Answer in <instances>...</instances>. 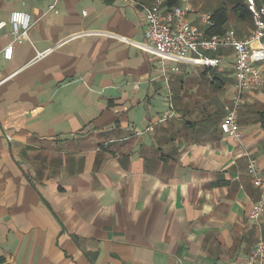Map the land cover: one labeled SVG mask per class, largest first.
Returning <instances> with one entry per match:
<instances>
[{"label":"crops","instance_id":"obj_1","mask_svg":"<svg viewBox=\"0 0 264 264\" xmlns=\"http://www.w3.org/2000/svg\"><path fill=\"white\" fill-rule=\"evenodd\" d=\"M13 12L32 17V43L8 61ZM1 23L2 262L245 264L264 239L249 173L253 159L264 177V62L235 140L220 129L234 50L210 54L215 68L167 59L165 75L137 46L149 43L145 12L123 0H0Z\"/></svg>","mask_w":264,"mask_h":264},{"label":"built area","instance_id":"obj_2","mask_svg":"<svg viewBox=\"0 0 264 264\" xmlns=\"http://www.w3.org/2000/svg\"><path fill=\"white\" fill-rule=\"evenodd\" d=\"M127 5L137 7L145 12V21L148 27L147 38L149 43L139 46L142 50L158 57L163 64V71L168 75L165 61L175 59L185 62L189 56H194L206 67H218L220 60L210 57L225 49L234 50V96L225 108V117L220 125L223 134L238 140L240 127L238 115L244 102L245 94L258 89L262 84L261 71L255 66L264 62V6L256 0H245L249 9L254 28L244 40L237 37L232 28H224L222 34L209 36L207 31L193 26L189 18L196 16L200 24L207 29L215 27L211 14L195 10L191 6L192 0H183L182 6L168 8L169 0H152L146 6L140 0H123ZM0 24V31L6 27ZM9 25L12 28L10 44L3 50L5 60L13 58L15 45L31 44L30 31L32 17L24 12H13L10 15ZM107 35V33H95ZM255 45L256 48H252ZM177 72L178 69H172ZM165 120H161L163 122ZM249 173L254 187L260 192V201L253 205L250 218L260 229L264 216V177L261 175L255 160L249 162ZM261 231V230H260ZM245 264H264V239L260 236L256 249L251 253Z\"/></svg>","mask_w":264,"mask_h":264},{"label":"trees","instance_id":"obj_3","mask_svg":"<svg viewBox=\"0 0 264 264\" xmlns=\"http://www.w3.org/2000/svg\"><path fill=\"white\" fill-rule=\"evenodd\" d=\"M170 1V0H169ZM233 4L231 12L225 7L221 6L217 9H215L214 12H212V19L215 23V27L208 30V35H220L222 34V30L225 26L229 24L230 20V14L232 13L239 24H245L252 22V16L249 11V9L246 7L245 2H241V0H230ZM170 6H173L175 3V0L169 2ZM0 264H5L0 260Z\"/></svg>","mask_w":264,"mask_h":264},{"label":"rangeland","instance_id":"obj_4","mask_svg":"<svg viewBox=\"0 0 264 264\" xmlns=\"http://www.w3.org/2000/svg\"><path fill=\"white\" fill-rule=\"evenodd\" d=\"M241 2H245V0H241ZM257 4L260 6H264V0H256ZM195 6L198 7L202 12L206 14H211L215 11V9L225 6L230 12L232 9V2L230 0H194ZM253 23H245L243 24V27L251 26ZM239 22L237 21L236 17L231 13L230 14V20L228 27L237 30L239 26Z\"/></svg>","mask_w":264,"mask_h":264}]
</instances>
